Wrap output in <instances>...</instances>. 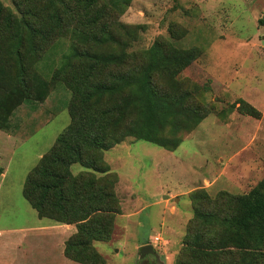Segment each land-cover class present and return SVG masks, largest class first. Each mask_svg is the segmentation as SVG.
<instances>
[{
	"label": "rangeland",
	"instance_id": "374dc122",
	"mask_svg": "<svg viewBox=\"0 0 264 264\" xmlns=\"http://www.w3.org/2000/svg\"><path fill=\"white\" fill-rule=\"evenodd\" d=\"M0 3L16 13L10 0ZM117 10L105 8L95 24L111 25L137 62L154 42L197 51L175 80L181 89L194 91L191 102L208 113L176 134L165 127L160 135L169 139L165 148L126 137L102 153L114 174L117 211L108 239L91 245L104 264H173L194 208L223 214L227 203L220 198L244 195L264 178V0H129L122 12ZM68 45L60 42L37 65L41 79L48 82ZM42 95L41 102L13 110L7 129L0 131V239L14 237L12 230L22 227L56 224L38 219L21 196L24 177L39 158L52 149L55 155L62 152L60 145L53 146L70 121L65 109L70 95L61 83L48 84ZM238 100L258 115L243 114ZM69 171L82 177L79 183L90 180L87 172L100 177L77 164ZM201 191L209 199L219 197L216 204H208ZM195 230L205 231L198 223ZM144 245L156 256L141 257L138 249ZM10 259L5 257L7 263Z\"/></svg>",
	"mask_w": 264,
	"mask_h": 264
},
{
	"label": "trees",
	"instance_id": "16d2710c",
	"mask_svg": "<svg viewBox=\"0 0 264 264\" xmlns=\"http://www.w3.org/2000/svg\"><path fill=\"white\" fill-rule=\"evenodd\" d=\"M10 2L16 13L0 3V131L7 129L18 106L41 102L48 84L61 83L70 95L65 107L70 121L53 146L60 145L62 152L55 155L52 149L39 158L24 177L21 196L38 219L75 225L63 243L66 259L104 264L91 242L108 239L117 210L114 174L102 153L126 137L165 148L169 139L160 136L165 127L176 134L206 116L205 106L191 102L195 92L181 89L175 80L198 53L159 42L144 52L141 62L125 53L127 44L116 40L111 25L95 23L104 18L105 8L122 12L129 0ZM64 40L67 51L60 53L46 82L37 65ZM237 105L244 107L243 114L258 115L242 100ZM73 164L100 177L87 172L90 180L79 183L82 177L69 171ZM200 193L208 204L219 198ZM225 196L227 201L220 198L227 203L223 214H200L193 207L173 264H264V178L244 195ZM197 223L205 231L196 232Z\"/></svg>",
	"mask_w": 264,
	"mask_h": 264
},
{
	"label": "crops",
	"instance_id": "0c3cea01",
	"mask_svg": "<svg viewBox=\"0 0 264 264\" xmlns=\"http://www.w3.org/2000/svg\"><path fill=\"white\" fill-rule=\"evenodd\" d=\"M74 232L73 226L59 223L12 230L14 237L0 239V264H77L62 254L64 241ZM8 255L12 259L7 263Z\"/></svg>",
	"mask_w": 264,
	"mask_h": 264
},
{
	"label": "water",
	"instance_id": "95a60500",
	"mask_svg": "<svg viewBox=\"0 0 264 264\" xmlns=\"http://www.w3.org/2000/svg\"><path fill=\"white\" fill-rule=\"evenodd\" d=\"M138 252L141 257L147 254L153 255L154 257L156 256L150 245H144L139 247Z\"/></svg>",
	"mask_w": 264,
	"mask_h": 264
},
{
	"label": "flooded vegetation",
	"instance_id": "af4514ba",
	"mask_svg": "<svg viewBox=\"0 0 264 264\" xmlns=\"http://www.w3.org/2000/svg\"><path fill=\"white\" fill-rule=\"evenodd\" d=\"M148 256L154 257L153 255H148Z\"/></svg>",
	"mask_w": 264,
	"mask_h": 264
}]
</instances>
